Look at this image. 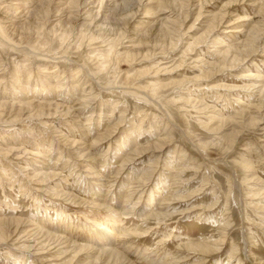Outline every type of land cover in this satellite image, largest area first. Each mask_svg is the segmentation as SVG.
<instances>
[{
  "label": "rangeland",
  "instance_id": "rangeland-1",
  "mask_svg": "<svg viewBox=\"0 0 264 264\" xmlns=\"http://www.w3.org/2000/svg\"><path fill=\"white\" fill-rule=\"evenodd\" d=\"M100 1L0 0V264H264V0Z\"/></svg>",
  "mask_w": 264,
  "mask_h": 264
},
{
  "label": "bare ground",
  "instance_id": "bare-ground-1",
  "mask_svg": "<svg viewBox=\"0 0 264 264\" xmlns=\"http://www.w3.org/2000/svg\"><path fill=\"white\" fill-rule=\"evenodd\" d=\"M102 1V0H101ZM101 1H100V3H101ZM111 1V0H110ZM110 1H108V6H110ZM103 2V1H102ZM2 3V2H1ZM105 4V3H104ZM114 4V3H113ZM103 5V4H102ZM12 6V5H11ZM114 8V7H113ZM108 9V8H107ZM100 10V9H99ZM97 12H99V11H97ZM13 13V12H12ZM15 15V14H14ZM98 15V14H97ZM27 16H29V13H28V15ZM12 19V18H11ZM13 19H15V17H13ZM12 19V20H13ZM96 20V19H95ZM12 23V22H11ZM12 26V25H11ZM251 43V42H250ZM243 44H244V42H243ZM248 44H249V42H248ZM245 50V49H244ZM233 61H237L236 59H233ZM57 112V111H56ZM67 113H69L68 111H67ZM66 113V114H67ZM40 115V114H39ZM19 116V115H18ZM19 118V117H18ZM105 222V221H104ZM108 225L109 226H106L104 229H107V227H111L112 228V226L113 225H115V223L114 222H110V223H108ZM36 233V232H35ZM49 233V232H48ZM8 234V233H7ZM37 235L39 236V238H45V239H47L48 241H51L52 243V245H54V244H56V246H59V245H61V244H66V241H64L61 237H58V236H54V235H51V234H46V233H43L42 231H38V233H37ZM3 237V236H2ZM2 237H0V239H2ZM101 241H103V243H104V245H107V241L106 240H104L103 238H101ZM68 242V241H67ZM50 245V244H49ZM71 247H73L74 249H76L77 247H76V245H73V246H71ZM79 248V247H78ZM83 248V247H82ZM78 249V251L79 252H81V251H83V249ZM44 249H46V248H44ZM43 250V249H42ZM108 250V249H107ZM94 251V250H93ZM109 251V250H108ZM97 252V251H96ZM102 252V251H101ZM107 251H105V250H103V254L104 253H106ZM117 260V259H116ZM97 261H98V258H97ZM115 263H116V261H115ZM95 264V263H94Z\"/></svg>",
  "mask_w": 264,
  "mask_h": 264
}]
</instances>
